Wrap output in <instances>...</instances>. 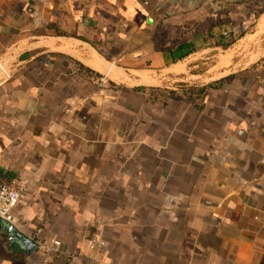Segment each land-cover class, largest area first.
<instances>
[{
  "label": "crops",
  "instance_id": "obj_1",
  "mask_svg": "<svg viewBox=\"0 0 264 264\" xmlns=\"http://www.w3.org/2000/svg\"><path fill=\"white\" fill-rule=\"evenodd\" d=\"M0 69V264H264V0H0Z\"/></svg>",
  "mask_w": 264,
  "mask_h": 264
},
{
  "label": "built area",
  "instance_id": "obj_2",
  "mask_svg": "<svg viewBox=\"0 0 264 264\" xmlns=\"http://www.w3.org/2000/svg\"><path fill=\"white\" fill-rule=\"evenodd\" d=\"M26 195V187L21 182L4 184L0 180V224L15 226L16 211L23 204ZM40 251L46 254H60L62 244L59 241H49L41 232L32 238ZM100 247H103L100 244Z\"/></svg>",
  "mask_w": 264,
  "mask_h": 264
},
{
  "label": "rangeland",
  "instance_id": "obj_3",
  "mask_svg": "<svg viewBox=\"0 0 264 264\" xmlns=\"http://www.w3.org/2000/svg\"><path fill=\"white\" fill-rule=\"evenodd\" d=\"M256 31H257V28H256V25H254L253 30H252V32H250L249 35L250 36L254 35L256 33ZM250 36H248V37H250ZM247 38H245L244 40H246ZM244 40L240 41L238 43L235 42L234 46L227 53V57L233 58V66L236 68H243L248 64V62L250 61L249 59H247L248 53L252 52L250 50L251 48L254 49V46L252 44L251 45L246 44V42H244ZM248 45L253 46V47L248 48L247 47ZM257 46L258 45L255 46V51H258V49H259ZM261 54H263V51L261 52ZM218 55H220V54L219 53H213L211 55L209 54L208 56H206L205 58L200 60L198 62L199 67L196 70L195 75L196 76H202V78L201 79H191V80H189V82L201 85L202 82H204L205 80H208L209 79L208 76H205V75L219 61V58L217 57ZM223 56H226V54H224ZM177 84H178V82L170 80V81H168V83H165L164 86H166L168 88H175Z\"/></svg>",
  "mask_w": 264,
  "mask_h": 264
},
{
  "label": "water",
  "instance_id": "obj_4",
  "mask_svg": "<svg viewBox=\"0 0 264 264\" xmlns=\"http://www.w3.org/2000/svg\"><path fill=\"white\" fill-rule=\"evenodd\" d=\"M3 79H4V74L2 73V71L0 69V82ZM20 240H21V243L24 246L25 250L30 252L32 250V248H36V246L31 241H29L27 238L21 237Z\"/></svg>",
  "mask_w": 264,
  "mask_h": 264
},
{
  "label": "trees",
  "instance_id": "obj_5",
  "mask_svg": "<svg viewBox=\"0 0 264 264\" xmlns=\"http://www.w3.org/2000/svg\"><path fill=\"white\" fill-rule=\"evenodd\" d=\"M256 19L257 18L255 17V21H256ZM255 21L251 24L250 28H252L255 25ZM235 42H236L235 40L231 41L230 43L226 44V47L231 46V45H234Z\"/></svg>",
  "mask_w": 264,
  "mask_h": 264
}]
</instances>
